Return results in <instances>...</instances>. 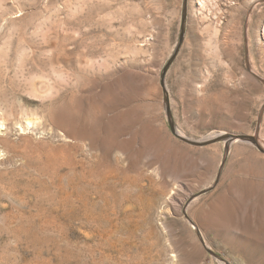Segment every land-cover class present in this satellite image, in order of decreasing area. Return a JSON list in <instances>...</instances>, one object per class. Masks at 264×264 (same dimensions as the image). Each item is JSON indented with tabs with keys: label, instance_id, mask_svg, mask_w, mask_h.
I'll return each instance as SVG.
<instances>
[{
	"label": "rangeland",
	"instance_id": "1",
	"mask_svg": "<svg viewBox=\"0 0 264 264\" xmlns=\"http://www.w3.org/2000/svg\"><path fill=\"white\" fill-rule=\"evenodd\" d=\"M167 105L184 137L264 147V0H0V264H57L13 241L20 212L86 264H264V152L232 142L217 179L224 140L182 141ZM98 158L153 203L147 221L134 203V247L65 216L73 162Z\"/></svg>",
	"mask_w": 264,
	"mask_h": 264
},
{
	"label": "bare ground",
	"instance_id": "2",
	"mask_svg": "<svg viewBox=\"0 0 264 264\" xmlns=\"http://www.w3.org/2000/svg\"><path fill=\"white\" fill-rule=\"evenodd\" d=\"M217 53H219L218 49ZM5 141L6 137L0 136V143L4 144ZM101 161L102 159L98 158L93 167H89L88 164H82L79 167L76 160L73 162L70 176V209L65 216L70 221L79 222L85 228L97 233L101 232L105 246L116 243L122 247L126 245L134 247V203L136 205L140 203V212L137 213L145 221L153 203L152 201L137 202V196L134 195V177L130 178L126 173L121 172L123 177L121 181H118V167L113 166L108 172ZM110 177L114 179L111 180ZM26 191L33 197H37V194L29 187ZM114 207L121 211V221L118 223L111 216ZM20 213L19 223H15L17 217L13 216L11 225L7 228L16 245L41 247L36 254V257L40 258L44 257L46 249L51 246L54 248L53 255L57 264H86V261L80 258L79 252L71 250L69 241L63 236L61 226H56L53 222L41 224L35 220L34 214ZM112 229L125 237L113 238ZM137 251L143 253L141 258L148 256L149 247L146 239L139 242ZM128 258L134 259L130 256Z\"/></svg>",
	"mask_w": 264,
	"mask_h": 264
},
{
	"label": "water",
	"instance_id": "3",
	"mask_svg": "<svg viewBox=\"0 0 264 264\" xmlns=\"http://www.w3.org/2000/svg\"><path fill=\"white\" fill-rule=\"evenodd\" d=\"M185 23H186V2L184 1L183 3V8H182V14H181V23H180V33H179V42L182 41L183 36H184V32H185ZM175 53L170 57V59L167 61V63L165 64L162 73H161V83L162 86H164V76L165 73L167 71V68L169 67L170 63L172 62V60L174 59ZM167 101V98H166ZM167 116H168V122L170 125V128L172 131H174V133H176V135L184 142H187L189 144L192 145H196V146H201L204 144H210L212 142H215L217 140H224L225 145H224V157L220 163V167L218 170V174L216 176V178L218 179L220 171L225 163V158L228 154V150H229V146L232 142L236 141V140H242V141H249L252 144H254L261 152H264V147H262L258 141V138L256 136L253 135H248V134H241V133H221L220 135H217L215 137H212L208 140H204V141H198V140H192L189 139L187 137H184L182 135H179L176 132L175 126H174V122L171 119V115H170V111H169V107L167 105ZM208 251L214 255V253L208 249Z\"/></svg>",
	"mask_w": 264,
	"mask_h": 264
}]
</instances>
